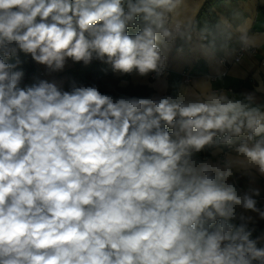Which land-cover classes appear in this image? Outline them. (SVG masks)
<instances>
[{
	"label": "clouds",
	"instance_id": "9594fccd",
	"mask_svg": "<svg viewBox=\"0 0 264 264\" xmlns=\"http://www.w3.org/2000/svg\"><path fill=\"white\" fill-rule=\"evenodd\" d=\"M182 2L0 0V264H264L260 190L229 182L234 162L264 177V82L243 99L211 85L117 98L25 84L12 62L159 75L162 49L191 40L169 26ZM221 144L235 157L196 158Z\"/></svg>",
	"mask_w": 264,
	"mask_h": 264
},
{
	"label": "crops",
	"instance_id": "0c3cea01",
	"mask_svg": "<svg viewBox=\"0 0 264 264\" xmlns=\"http://www.w3.org/2000/svg\"><path fill=\"white\" fill-rule=\"evenodd\" d=\"M207 1L183 0L170 17L169 26L179 25L182 32L191 35V40L177 38L169 48L162 49L163 55L167 57L164 67L171 70L169 78L151 79L150 74L147 77L136 73L127 75L102 67L90 74L89 82H95L96 86L109 84L115 89L128 85L142 87L135 91L139 97L178 95L182 89L193 85H211L213 89H224L226 92L233 88L235 97L243 99L244 94L252 92L259 83L264 82V0L219 1L213 4L210 16L202 12ZM241 30L249 38L247 47L255 48L257 52H246L241 61L236 63L238 51L243 47L239 41ZM201 44L212 46L207 57L199 52ZM34 63L38 75L62 88L67 79L66 71L73 67V62L68 60L63 70L52 72L44 65ZM225 71L227 74L223 77ZM184 72L190 76L189 83L184 81ZM23 82L31 85L37 82V75L33 74ZM256 97L258 102H264V92H257ZM234 146L226 148V145H214L196 158H207L213 163L223 161L226 155L235 157ZM234 163L233 176L229 182L235 183L243 191L259 189L260 195L256 199L264 205V177L255 169L245 171L238 162ZM256 228L264 229V222L258 223Z\"/></svg>",
	"mask_w": 264,
	"mask_h": 264
},
{
	"label": "trees",
	"instance_id": "16d2710c",
	"mask_svg": "<svg viewBox=\"0 0 264 264\" xmlns=\"http://www.w3.org/2000/svg\"><path fill=\"white\" fill-rule=\"evenodd\" d=\"M224 1V0H208L205 6L202 9L203 13L208 14L209 16L212 15V6L213 4ZM19 59L21 61L20 68L23 69L25 76L24 80H29V78L34 74L37 75V82L41 79L45 80L41 75H38V71L36 69L34 61L31 59L29 55H25L23 53H19L17 57H13L12 60ZM108 68L111 69L110 65L102 63L98 60H93L89 65H84L81 63H73V67L66 71V82L63 86L64 90H69L71 87L72 82H75L77 86H82V84L86 83L89 80L90 74L98 69V68ZM107 84H100L97 86L98 90L102 94H109L106 90ZM142 87H133L132 85H128L125 88H118L116 89L117 92L112 94L113 97H121V96H136L135 91L141 90ZM262 230V228L257 229V234Z\"/></svg>",
	"mask_w": 264,
	"mask_h": 264
},
{
	"label": "built area",
	"instance_id": "2783aa9c",
	"mask_svg": "<svg viewBox=\"0 0 264 264\" xmlns=\"http://www.w3.org/2000/svg\"><path fill=\"white\" fill-rule=\"evenodd\" d=\"M246 52H252V53H256L257 52V49L255 48H250V47H247V48H244V47H241L238 51V54L235 58V62L236 63H239L243 57V55L246 53ZM160 71V74L157 75L156 73H151L150 74V77L151 79H156V78H159V77H164V78H169L171 76V70L163 67L162 69L159 70ZM227 72L225 71L222 76H226ZM183 76H185V83H189L190 82V76L186 75V73L184 72L183 73ZM224 90V89H223ZM227 92H229L231 95H234L235 94V91L233 88H229L227 89ZM226 148H231L229 146L226 145Z\"/></svg>",
	"mask_w": 264,
	"mask_h": 264
},
{
	"label": "rangeland",
	"instance_id": "374dc122",
	"mask_svg": "<svg viewBox=\"0 0 264 264\" xmlns=\"http://www.w3.org/2000/svg\"><path fill=\"white\" fill-rule=\"evenodd\" d=\"M95 83V82H94ZM86 81V83L82 84V86H96V84ZM97 87V86H96ZM106 90L112 95L117 92V90L112 86L107 84Z\"/></svg>",
	"mask_w": 264,
	"mask_h": 264
}]
</instances>
